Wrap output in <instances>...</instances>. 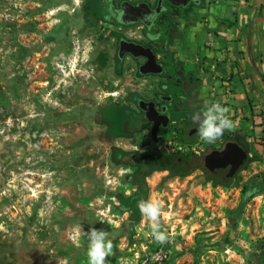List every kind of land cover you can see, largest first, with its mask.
I'll return each mask as SVG.
<instances>
[{
	"label": "rangeland",
	"instance_id": "374dc122",
	"mask_svg": "<svg viewBox=\"0 0 264 264\" xmlns=\"http://www.w3.org/2000/svg\"><path fill=\"white\" fill-rule=\"evenodd\" d=\"M91 15L85 0H0V264H88L78 225L109 233L108 264H264V189L241 206L243 187L264 183L259 164L229 179L194 167L148 174L139 202H162L164 244L139 207L126 208L138 188L132 169L112 160L115 147L174 166L208 143L197 135L179 150L175 127L155 146L141 145L144 134L112 137L108 108L134 105L157 81L139 60L119 58L117 30ZM140 27L123 33L147 40Z\"/></svg>",
	"mask_w": 264,
	"mask_h": 264
},
{
	"label": "crops",
	"instance_id": "0c3cea01",
	"mask_svg": "<svg viewBox=\"0 0 264 264\" xmlns=\"http://www.w3.org/2000/svg\"><path fill=\"white\" fill-rule=\"evenodd\" d=\"M168 50L197 80L191 111L205 101L229 108L227 133L264 169V0H199L176 18Z\"/></svg>",
	"mask_w": 264,
	"mask_h": 264
},
{
	"label": "flooded vegetation",
	"instance_id": "af4514ba",
	"mask_svg": "<svg viewBox=\"0 0 264 264\" xmlns=\"http://www.w3.org/2000/svg\"><path fill=\"white\" fill-rule=\"evenodd\" d=\"M197 4H199V0H190L186 5H176L168 0H163L160 5L159 0H156L153 5L146 0H85V6L89 7V13L92 14V17H98L101 20L108 22L109 25L117 30L118 46L121 39L135 41L142 43L145 46H150L157 55V61L162 66V70L159 73L142 74L139 71V67L146 60L145 57H133L130 53H127L122 57L131 56L134 59L139 60V73L143 76H153L157 82L146 91V94H150V96L144 94L132 95V101L137 108L134 107V105L117 104L111 105L108 108V116H110L112 112H114V114L115 112L117 113V111L124 113L123 118L125 123L133 121L135 119L133 116H140L142 122L141 128L134 134L128 136L125 124H123L119 129L120 134L116 136L113 135L112 137L129 138L135 134H144L141 145L155 146L157 144L152 137V127L154 122L150 121L146 117V111L140 108L139 102L141 100L155 102L158 112L169 116V121L166 126L162 123L160 124V130L158 132L159 141L161 140L160 133L170 127H175L176 133L177 130L180 131L179 135H183L184 137H182V139H185L186 141L184 142L187 143H190L189 140H192L198 135V124L191 119L192 111L188 104V98H190L191 91L195 87L197 80L193 74L187 72L178 61L174 60L170 53L163 52V55L161 56L155 45L156 42H159L160 49L163 48L164 44L168 42V34L175 27L176 18L183 14L188 7ZM138 6H140V10H137ZM134 24H139L141 26V33L147 40L134 39L125 36L123 30ZM114 124L115 121L113 119L107 118L109 132ZM230 141H236L240 145L246 147L248 153L245 162L233 175L235 176L239 171L248 167L250 162L249 149L247 143L235 139L231 133L227 132L214 143H208L204 147H194L193 153L178 156L174 161V166L179 169L186 166H190L188 169H193V167L194 169L199 168L201 174L206 178H216L220 176L221 178L229 179L231 177H229L228 174L231 170L232 164L210 170L205 165V157L208 153L214 150H222L226 143ZM136 150L138 151H127V154L122 155L124 162L126 161L127 163L128 161V163L124 165L131 168L132 172L140 167V164H142L143 161H156L148 149H140L139 146H136ZM161 154L170 159L172 158L173 153ZM196 158L203 159V165L196 166ZM169 162L172 164V159H170ZM159 166L163 167L162 169L169 173H172V170L174 169V166L172 165Z\"/></svg>",
	"mask_w": 264,
	"mask_h": 264
},
{
	"label": "clouds",
	"instance_id": "9594fccd",
	"mask_svg": "<svg viewBox=\"0 0 264 264\" xmlns=\"http://www.w3.org/2000/svg\"><path fill=\"white\" fill-rule=\"evenodd\" d=\"M230 109L223 106L220 102L208 103L205 101L191 114L193 122L198 124L197 134L206 143L218 141L226 132L235 130V123L230 118ZM142 216L150 222L152 237L160 244L168 240V236L161 231V216L163 204L157 199L140 201L138 204ZM75 231L87 236V258L88 264H108V256L113 249V242L109 239V233L104 229L90 227L87 232L82 225L76 226Z\"/></svg>",
	"mask_w": 264,
	"mask_h": 264
},
{
	"label": "water",
	"instance_id": "95a60500",
	"mask_svg": "<svg viewBox=\"0 0 264 264\" xmlns=\"http://www.w3.org/2000/svg\"><path fill=\"white\" fill-rule=\"evenodd\" d=\"M163 0H159V5ZM176 5H186L190 0H168ZM140 10V6L137 7ZM130 53L133 57L143 56L146 60L140 65L139 71L142 74L159 73L162 70L161 64L157 61V55L153 48L145 46L142 43L121 39L119 41L118 56L122 58L125 54ZM140 108L146 111V117L153 121L152 137L156 143L159 142L158 132L160 130V124L164 126L168 124L169 116L160 114L156 109L155 102L141 100L139 102ZM247 148L240 145L236 141H230L226 143L222 150H214L208 153L205 157V165L208 169L214 170L215 168L225 167L228 164H232L231 170L228 174L232 177L240 166L247 159Z\"/></svg>",
	"mask_w": 264,
	"mask_h": 264
},
{
	"label": "trees",
	"instance_id": "16d2710c",
	"mask_svg": "<svg viewBox=\"0 0 264 264\" xmlns=\"http://www.w3.org/2000/svg\"><path fill=\"white\" fill-rule=\"evenodd\" d=\"M86 9L89 10V7L86 6ZM160 51L170 53L168 50V42H166L163 46V48L160 49ZM119 110V109H118ZM117 111V110H116ZM124 113L117 111V113L112 112L110 116L107 114V118L113 119L115 121V124L113 125L110 133L113 136H116L120 134L119 129L122 127L123 124H125V129L127 131L128 136L134 134L137 132L141 126V117L140 116H133L135 119L133 121L124 122L123 118ZM183 141H186L183 139ZM128 152L115 147L112 150V160L114 162H117L119 164H127L126 161L122 159V155L127 154ZM163 167L159 166L157 164V160H150V161H143L142 164H140V167H138L134 172L128 175V181L131 182L133 185L137 186V191L132 194L127 200L124 201V204L127 206V209H132L137 211L138 210V204L139 199L142 195H144L147 191V183H146V177L148 174L155 170H161ZM176 167L172 170V174H187L191 172L192 169H188L187 171L181 172L180 169ZM219 182V181H216ZM261 183V182H260ZM246 184L243 187L242 190V198H241V206H244L246 203H248L254 196L260 193L264 189V183L262 184Z\"/></svg>",
	"mask_w": 264,
	"mask_h": 264
},
{
	"label": "built area",
	"instance_id": "2783aa9c",
	"mask_svg": "<svg viewBox=\"0 0 264 264\" xmlns=\"http://www.w3.org/2000/svg\"><path fill=\"white\" fill-rule=\"evenodd\" d=\"M190 144L191 143H187V142H182L179 146V150H189L190 149Z\"/></svg>",
	"mask_w": 264,
	"mask_h": 264
}]
</instances>
